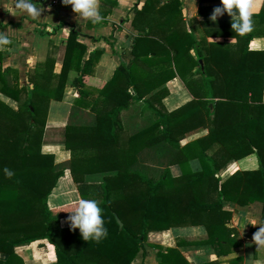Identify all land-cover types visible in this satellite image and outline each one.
<instances>
[{
	"label": "trees",
	"instance_id": "obj_1",
	"mask_svg": "<svg viewBox=\"0 0 264 264\" xmlns=\"http://www.w3.org/2000/svg\"><path fill=\"white\" fill-rule=\"evenodd\" d=\"M156 1L145 0L136 9L132 25L139 32L111 79L96 88L95 100L87 101L86 80L100 50L84 57L86 46L75 30L68 33L60 72L53 73L54 59L48 54L41 64L43 80L29 74L31 85L20 84L17 71L2 65L0 50V94L16 102L12 107L0 98V264H24L15 247L39 238L53 245V264H131L150 231L202 225V237L177 238L176 247L156 246L158 264H189L177 247L210 244L219 255L239 244L228 226L232 213L224 201L261 202L264 222V50L248 48L251 32L235 31L234 46L211 44L204 51L180 29L179 1ZM168 15L172 21L163 29ZM253 18L264 23V0ZM69 69L78 72L70 118L74 110L87 107L95 114L66 124L64 147L73 151L75 137L95 152L55 162L52 153L41 150L42 135L49 101L61 98ZM232 75L233 95L227 98L224 87ZM175 76L193 79L203 98L165 111V83ZM136 103L141 125L128 134L127 146L112 145L122 126L120 112ZM199 127L207 133L180 145L185 133ZM248 155L255 157V168L217 176L230 159ZM192 158L199 160V170L183 165L179 176L171 175L170 164ZM66 168L83 171L80 198L95 199L103 209L108 231L99 242L84 241L78 229L60 225L68 215L64 210L76 201L47 206V196Z\"/></svg>",
	"mask_w": 264,
	"mask_h": 264
},
{
	"label": "crops",
	"instance_id": "obj_2",
	"mask_svg": "<svg viewBox=\"0 0 264 264\" xmlns=\"http://www.w3.org/2000/svg\"><path fill=\"white\" fill-rule=\"evenodd\" d=\"M145 0H99L98 11L101 19L92 23L76 15L70 5L61 3V0H38L41 12L38 18L32 19L28 15L16 14L13 0H0V31L6 32L11 43L0 47L3 53L2 65L17 71L20 84H29V74L36 75L40 80L43 66L41 65L49 54L54 59L52 71L60 72L64 53V45L69 31L77 32V39L86 46L84 57L90 51L100 50L94 64L92 75L87 77L89 93L87 101L95 100L98 96L97 87L108 82L120 63L121 54L130 49L134 37L139 32L132 20L136 9H140ZM155 4H163L169 0H158ZM180 4V29L186 30L199 41L205 51L211 44H236L235 31L231 29V17L225 13L217 17L216 21L209 20L212 8L219 5L220 0H178ZM263 0H252V12L260 10ZM162 17V16H161ZM154 14V19H161ZM172 21V16L165 18L163 29ZM253 27L250 31L252 37L248 48L264 50V23L252 19ZM139 28L144 23L139 22ZM159 31H161L159 29ZM190 54H194L191 49ZM78 72L69 69L66 75L62 96L59 100L50 99L45 118L42 135L41 150L52 153L55 162L70 160L73 155H91L95 147H82L77 138H72V150L64 147L65 126L71 122H78L81 118H92L93 109L81 108L74 110L70 118L71 107L76 99L74 78ZM54 82L55 79L52 78ZM233 75L225 83L224 93L227 98L233 95ZM216 83H221L220 79ZM31 85V84H29ZM167 93L162 98L163 110L171 111L187 103L192 98H203L201 90L193 79H181L175 76L165 83ZM0 98L12 107V99L1 95ZM262 100H264V87ZM80 118V119H79ZM122 126L117 130V139L112 142L114 146H127L128 134L135 131L142 122L139 103L131 105L120 112ZM207 133V128L199 127L185 133L180 139L183 145ZM184 166L192 171L200 169L197 158L181 159V163L169 165L172 176H179ZM257 165L253 155L241 159H230L217 172L221 179L237 169L255 168ZM233 166H235L234 169ZM83 171L78 168H66L57 179L55 186L47 196V206L52 208L66 203L75 202L80 198L78 185L83 183ZM224 208L231 211L228 226L235 230L239 244L231 251L217 255L210 244H192L177 247L189 264H264V246H257L252 241V234L259 224H251L252 220L260 221L261 202L254 201L246 205H238L230 201L223 202ZM61 226H68L66 217L59 221ZM183 225L172 226L168 229L150 231L146 241L136 253L131 264H158L156 246L176 247L177 238H198L205 235L206 230L202 225H189L183 234L176 233L173 229ZM15 251L22 258L24 264H53L56 261L54 247L46 238H39L29 243L17 245ZM151 251V252H150ZM0 257L4 255L0 253Z\"/></svg>",
	"mask_w": 264,
	"mask_h": 264
},
{
	"label": "clouds",
	"instance_id": "obj_3",
	"mask_svg": "<svg viewBox=\"0 0 264 264\" xmlns=\"http://www.w3.org/2000/svg\"><path fill=\"white\" fill-rule=\"evenodd\" d=\"M61 3L70 5L71 10L81 18L96 23L101 19L98 11L99 0H61ZM14 13L28 15L30 18H38L41 7L38 0H13ZM252 0H220L219 5L212 8L209 20L215 22L217 17L227 13L231 17L230 27L240 35L250 32L252 23ZM11 43L6 32L0 31V47H5ZM7 175H12L11 171L5 169ZM68 212L66 221L69 229H78L84 241L92 240L99 242L107 236L103 211L100 203L95 199L81 197L75 206L64 210ZM251 224H259V227L252 234V241L257 246H264V222L252 220Z\"/></svg>",
	"mask_w": 264,
	"mask_h": 264
},
{
	"label": "rangeland",
	"instance_id": "obj_4",
	"mask_svg": "<svg viewBox=\"0 0 264 264\" xmlns=\"http://www.w3.org/2000/svg\"><path fill=\"white\" fill-rule=\"evenodd\" d=\"M12 103V105H16V102H11ZM235 168V166H233V168L232 169H234ZM188 227H189V225H183V226H181V227H176V228H174L173 230L176 232V233H178V234H183L186 230H188ZM151 252V251H150Z\"/></svg>",
	"mask_w": 264,
	"mask_h": 264
}]
</instances>
